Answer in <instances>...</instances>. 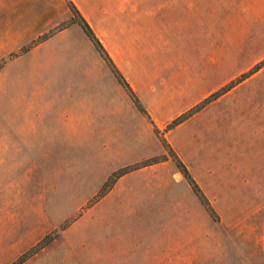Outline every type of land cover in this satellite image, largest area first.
<instances>
[{
    "label": "rangeland",
    "instance_id": "rangeland-1",
    "mask_svg": "<svg viewBox=\"0 0 264 264\" xmlns=\"http://www.w3.org/2000/svg\"><path fill=\"white\" fill-rule=\"evenodd\" d=\"M72 4L0 0V264H264V167L245 172L236 156L239 171L205 191L169 141L172 120L159 128L137 108ZM246 17L200 21L191 108L234 85L191 128H237L264 107V65L252 71L264 36Z\"/></svg>",
    "mask_w": 264,
    "mask_h": 264
},
{
    "label": "crops",
    "instance_id": "crops-1",
    "mask_svg": "<svg viewBox=\"0 0 264 264\" xmlns=\"http://www.w3.org/2000/svg\"><path fill=\"white\" fill-rule=\"evenodd\" d=\"M72 1L159 128L191 108L203 90H196L191 82L195 74L191 73V48L198 47L200 56L206 49L204 41L196 37V31L204 32L205 24L200 21L227 20L228 15L242 20L247 16L258 23L259 28L257 24L255 28L264 36V0ZM198 3L203 7L195 17L194 5ZM195 19L198 23L192 30ZM191 30L196 40L192 44ZM107 100L113 105L109 96ZM251 111V119L242 118L237 128H191L198 111L168 132L171 145L205 191L207 183L202 185V180L212 186L239 171L236 156L244 161L243 171H253L254 167V173L260 174L264 167L259 162L264 107L257 103ZM191 142H195L193 148Z\"/></svg>",
    "mask_w": 264,
    "mask_h": 264
},
{
    "label": "trees",
    "instance_id": "trees-1",
    "mask_svg": "<svg viewBox=\"0 0 264 264\" xmlns=\"http://www.w3.org/2000/svg\"><path fill=\"white\" fill-rule=\"evenodd\" d=\"M72 6L74 7V9L76 11V14H78V17H79V25L81 26V28L84 30V32L87 34V36L91 39V41L95 44V46L97 48L101 49V51L104 53L105 57L108 59L109 63L113 67V70L115 71V74L119 78V81H121V83H123V85L125 86V88L131 94V97L133 98L134 103L136 104L137 108L140 111H142L143 113H145L147 115V112H146L144 106L142 105V103L140 102L139 98L135 95L134 91L131 89V87L126 82V80L124 79V77L120 74V72L118 71V69L116 68V66L114 65V63L112 62L111 58L107 54V51L102 46L101 42L99 41V39L97 38V36L93 32V30L90 27V25L88 24V22L85 20V18L80 14V12L77 10V8L73 4H72ZM261 65H264V60L261 63H259L258 65H256L252 71L257 70L259 67H261ZM233 85H234V83H231V84L227 85L225 88H223L221 91L215 92V93L211 94L210 96L206 97L200 103L196 104L195 106H193L192 108H190L186 112L182 113L181 115H179L178 117H176L175 119H173L168 124L167 128L171 129V128L175 127L177 124L181 123L182 121H184L185 119H187L188 117H190L192 114H194L195 112H197L198 110H200L202 107H204L211 100H213L217 96H219V95L223 94L224 92H226L227 90H229L231 87H233ZM180 166H181V172L188 179V181L190 182L191 186L193 187V189L195 190V192L197 193V195L203 200V202L206 205H208L210 207V210L212 211V207L210 206V204H209L206 196L203 194L202 190L200 189V187L198 186V184L196 183V181L189 174L188 170L185 168V166L183 164L180 163ZM113 177H115V176H113ZM49 242H50V240H46V239L41 240L39 242L38 246L36 247V249L42 248L43 246H45ZM36 249H35V251H36ZM30 252L32 253L33 250H30L28 253H30ZM28 255L29 254L22 255L18 259V261L13 262L12 264H21L25 260V258L28 257Z\"/></svg>",
    "mask_w": 264,
    "mask_h": 264
}]
</instances>
